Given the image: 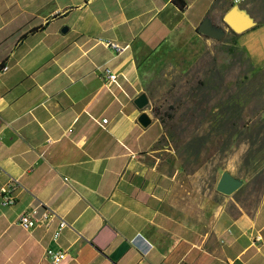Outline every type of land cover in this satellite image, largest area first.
Listing matches in <instances>:
<instances>
[{
	"label": "crops",
	"instance_id": "1",
	"mask_svg": "<svg viewBox=\"0 0 264 264\" xmlns=\"http://www.w3.org/2000/svg\"><path fill=\"white\" fill-rule=\"evenodd\" d=\"M258 2L0 0V186L20 183L16 203L0 206V264H52L47 248L65 253L58 264H264V193L251 213L182 209L152 107L159 77L213 55L224 37L200 34L204 21L264 70V34L252 47L236 41L264 26ZM235 5L255 23L241 33L223 22ZM105 42L129 49L117 55ZM38 203L68 224L56 241L57 219L18 225Z\"/></svg>",
	"mask_w": 264,
	"mask_h": 264
},
{
	"label": "rangeland",
	"instance_id": "2",
	"mask_svg": "<svg viewBox=\"0 0 264 264\" xmlns=\"http://www.w3.org/2000/svg\"><path fill=\"white\" fill-rule=\"evenodd\" d=\"M258 1L255 7L264 8ZM222 30L213 55L205 53L192 66L184 59L152 84V107L164 124L165 164L179 172L177 198L202 219L205 203L251 213L264 193V70L245 60L235 36ZM262 33L257 25L236 41L252 47ZM223 173L239 183L229 196L216 191Z\"/></svg>",
	"mask_w": 264,
	"mask_h": 264
},
{
	"label": "built area",
	"instance_id": "3",
	"mask_svg": "<svg viewBox=\"0 0 264 264\" xmlns=\"http://www.w3.org/2000/svg\"><path fill=\"white\" fill-rule=\"evenodd\" d=\"M105 45L110 48L115 54L120 55L129 49L128 44L120 45L116 42H105ZM7 68L4 67L1 71H6ZM106 78L109 83H116V75L111 74L106 71ZM102 123H106L103 120ZM20 187V183L17 179L9 178L8 181L0 186V206L10 207L16 203V191ZM43 204L38 203L30 209H26L18 217V225L26 231H30L37 226L46 225L48 226L53 219L58 220L57 229L53 234V240L56 241L61 231L68 227V224L55 212L45 208L41 211ZM260 239L259 237L257 238ZM45 256L49 259L52 264H58L63 261L66 257L65 253L62 251H54L50 248L45 250Z\"/></svg>",
	"mask_w": 264,
	"mask_h": 264
},
{
	"label": "water",
	"instance_id": "4",
	"mask_svg": "<svg viewBox=\"0 0 264 264\" xmlns=\"http://www.w3.org/2000/svg\"><path fill=\"white\" fill-rule=\"evenodd\" d=\"M223 22L229 30L235 33H241L255 24L254 20L248 15V13L245 10L240 9L237 5L232 6L231 9L223 16ZM198 32L214 39H220L224 35V32L221 29L211 27L207 21L202 22L198 28ZM146 103L147 100L144 95L139 96L135 101V104L139 108L144 107ZM139 122L142 125H148L150 123V119L146 114H142L139 118ZM238 187L239 183L234 178L227 173H223L217 183L216 191L229 196L233 194Z\"/></svg>",
	"mask_w": 264,
	"mask_h": 264
}]
</instances>
